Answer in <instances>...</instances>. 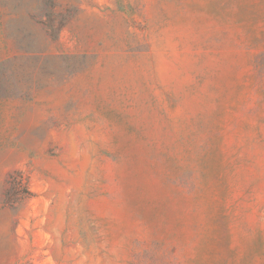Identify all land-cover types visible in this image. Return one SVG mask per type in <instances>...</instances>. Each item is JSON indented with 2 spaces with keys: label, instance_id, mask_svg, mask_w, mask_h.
I'll return each mask as SVG.
<instances>
[{
  "label": "rangeland",
  "instance_id": "374dc122",
  "mask_svg": "<svg viewBox=\"0 0 264 264\" xmlns=\"http://www.w3.org/2000/svg\"><path fill=\"white\" fill-rule=\"evenodd\" d=\"M0 264H264V0H0Z\"/></svg>",
  "mask_w": 264,
  "mask_h": 264
},
{
  "label": "trees",
  "instance_id": "16d2710c",
  "mask_svg": "<svg viewBox=\"0 0 264 264\" xmlns=\"http://www.w3.org/2000/svg\"><path fill=\"white\" fill-rule=\"evenodd\" d=\"M15 185H17V186H18L19 184H18V183H16Z\"/></svg>",
  "mask_w": 264,
  "mask_h": 264
}]
</instances>
